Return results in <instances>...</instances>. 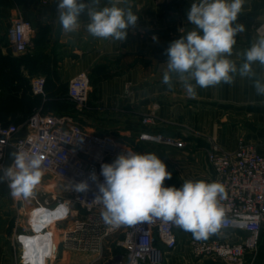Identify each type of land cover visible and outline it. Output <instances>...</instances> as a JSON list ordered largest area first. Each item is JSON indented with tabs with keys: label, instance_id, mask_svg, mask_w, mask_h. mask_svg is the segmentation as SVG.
<instances>
[{
	"label": "crops",
	"instance_id": "1",
	"mask_svg": "<svg viewBox=\"0 0 264 264\" xmlns=\"http://www.w3.org/2000/svg\"><path fill=\"white\" fill-rule=\"evenodd\" d=\"M58 2L59 0H51L50 5H43L40 0H0V36H4L7 41L6 46L0 45L1 54L7 55L8 51L14 54L8 45L6 25L7 19L9 25L11 18L21 11L35 29L33 53L36 60L30 69L20 65V73L23 75L31 70L32 78L44 75L49 92H55L61 88L67 90L72 77L82 71L88 72L92 84L90 101L97 105L94 106L95 109L101 112L109 110L111 113L113 110L123 109L128 111V114L126 118L111 119L108 125L104 124L106 120L103 116L99 117L98 114L87 111L86 116L92 121L87 119L86 126L90 129L109 128L112 129L109 133L114 135L127 132V142L133 144L140 154H144L140 149L145 148L148 153H154L161 158L166 166L171 165L170 167L174 168L170 170L172 178L166 179V184L172 183L180 188L184 181H198L211 174L206 157L210 145L206 136H217L221 145L231 151L235 149V140L227 138L231 129L230 121L226 124L225 120L220 122V115L224 111L232 112V105L236 107L233 109L238 111L239 117L254 119L264 126V95L256 93L253 80L247 77L241 78L237 75L232 85L221 83L215 87H197L195 98L187 95L182 83L175 77L171 89L162 82L168 60L166 40L170 36H167V33L174 31L180 34L188 28L193 30L194 26L187 20L193 0H123L119 6L130 7L138 16L136 26L127 30L126 41L104 40L91 36L86 27L89 23L86 14L81 16L77 31L64 33L56 14ZM84 2L87 3L88 0ZM100 6H110V0H101ZM8 7L10 12L7 18ZM262 22L264 0H245L242 12L235 22L245 25V31L237 35V38L244 40V46L252 39L251 27ZM153 36L158 39L154 41ZM254 38L255 43L261 37L256 34ZM240 45L241 43L239 48L233 49V55L229 57L233 61L239 58V64L244 61L242 53L249 49L241 48ZM238 53L241 55H237ZM252 69L256 74L254 79L264 80V66L257 62L252 65ZM5 71V65L3 69L0 66V72ZM127 86L133 88L130 96L124 95ZM32 97L45 100L37 95ZM150 116L154 122L144 123L143 119ZM244 125V133L250 130L246 136L247 140L263 143L258 146L262 153L264 128L259 129L247 122H244ZM181 126L196 129L200 135L183 133L181 128L178 129ZM145 130L181 137L189 144L185 148H178L140 140L139 133ZM6 197L7 195L1 196L0 199L4 200ZM178 234L179 242L174 249H168L160 242L156 243L163 251V259L158 264H225L217 258L195 257L188 244L187 232L179 231ZM61 253L65 255L69 252L62 250ZM82 255V264H88L92 255ZM0 264H12V258L1 242ZM246 264H264V227L259 247L249 253Z\"/></svg>",
	"mask_w": 264,
	"mask_h": 264
},
{
	"label": "built area",
	"instance_id": "2",
	"mask_svg": "<svg viewBox=\"0 0 264 264\" xmlns=\"http://www.w3.org/2000/svg\"><path fill=\"white\" fill-rule=\"evenodd\" d=\"M50 5L51 0H40ZM34 26L18 11L7 29L8 45L16 55L33 51ZM256 33L264 35V22L256 27ZM46 78L32 80V92L45 94ZM91 82L89 74L82 71L68 84L69 97L75 101L78 111H85ZM144 123L154 122L145 117ZM127 132L119 135L101 133L80 123L73 114L44 113L37 110L21 123L0 122V165L7 158L9 149L40 156L44 175L34 194L29 198L15 197L21 211L28 214V222L18 233V264H53L60 251L92 255L88 264H158L163 251L162 243L174 249L179 242V231L187 232L172 222L155 218L132 226L106 225L101 218L102 206L95 200L97 184L89 177L95 171L99 181L101 164L111 163L118 155L139 153L127 142ZM139 139L157 144L185 148L188 142L181 137L159 131L145 130ZM211 174L200 178L206 182H219L225 188L226 197L220 201L224 217L217 233L207 239L197 240L187 232L188 244L195 257L217 258L225 264H246L249 253L259 247L264 227V155L252 142L241 143L230 151L212 144L206 151ZM13 164V159L8 166ZM87 180L89 189L76 192L69 182ZM30 204V207H29ZM35 214L36 223L54 213L53 220L43 224L44 238L27 250L23 237L37 232L30 218ZM41 221V222H40ZM54 226V229H52ZM231 232L232 234H228ZM189 233V234H188ZM107 255V260H104Z\"/></svg>",
	"mask_w": 264,
	"mask_h": 264
},
{
	"label": "clouds",
	"instance_id": "3",
	"mask_svg": "<svg viewBox=\"0 0 264 264\" xmlns=\"http://www.w3.org/2000/svg\"><path fill=\"white\" fill-rule=\"evenodd\" d=\"M123 0H110V6H100L101 0H59L57 17L64 33L75 32L80 18L87 15L88 33L94 38L126 41L128 28L135 27L138 16L130 7L119 6ZM245 0H193L187 13L193 30L172 41L166 49L167 68L162 82L169 89L175 77L182 83L187 95L195 98L197 87L209 88L221 83L232 85L235 78L253 80L255 91L264 95V80L254 79V63L264 66V37L259 38L242 55L243 63L233 55L238 34L245 25L235 23ZM158 38L153 36V40ZM241 55V54H237ZM194 82V83H193ZM13 164L2 169L0 182H7L12 197L29 198L44 175L43 161L20 151L12 153ZM99 181L93 171L90 179L97 184L94 200L102 206L101 218L106 225L132 226L155 218L172 222L190 232L197 240L217 233L224 217L220 201L225 199V188L219 182L203 180L184 181L180 188L166 187L172 172L154 153L128 152L118 155L111 163L101 164ZM76 192L89 189L87 180L69 182Z\"/></svg>",
	"mask_w": 264,
	"mask_h": 264
},
{
	"label": "rangeland",
	"instance_id": "4",
	"mask_svg": "<svg viewBox=\"0 0 264 264\" xmlns=\"http://www.w3.org/2000/svg\"><path fill=\"white\" fill-rule=\"evenodd\" d=\"M9 12H10V7H8L7 18L9 17ZM7 20L9 22V19H7ZM8 22H7L6 28L9 26ZM256 27H257V25L251 27V29H252V39L250 41H247L245 46H244V44H242V43H245L244 40L243 39H239V38L236 37V41L237 42L234 45L233 49L239 48L238 47L239 43H241V45H240L241 48L242 47L250 48L251 45L254 43V40H255L254 37L257 34L256 33ZM188 31H190V28H188L187 30H184V32L180 33V34H179V32H174V31L169 32L168 31L167 36H170V37H169V39L166 40L167 47H169V45H170V43L172 41H174L176 39H179L183 34H186ZM174 35H176L178 37L172 38L171 36H174ZM257 36L258 37H264V35L260 36L258 34H257ZM0 40H2L1 41L2 45H4V46L7 45V41L4 38V36L3 37L0 36ZM7 51H8V49H7ZM10 54H12V53L8 51L7 55L9 57V59L7 60L8 61L7 71H9L8 75H10V77H13V76H15L18 73L15 68H17L19 66V64L25 66V64H27V62H28V65H29V63L31 61V58L29 59L26 56L18 55L19 57H16V58H19V59L14 60L13 58L11 59ZM12 55H14V54H12ZM14 56H17V55H14ZM239 60H240L239 58H235L234 59V61L237 63L238 67L240 65L239 64ZM9 63L10 64H14V65L16 63H18L17 64L18 66L17 65H15V66L11 65L10 66ZM26 67L29 68V66H26ZM26 73H23V77H24L23 81L29 82V81H32L33 78H35V77L32 78V71L31 70H28V73L27 74ZM17 76L20 77V72L17 74ZM37 76H44V75H36V77ZM91 91H92V84H91V90H90V93H89V99H88V101L86 103V106H85V111H88L90 113L98 114L99 117L103 116V119L106 120V122H104V124L107 123L108 125L112 121L111 119H115V118L116 119H121L122 117L123 118L127 117L128 111L123 110V109H120L119 111H114L113 110V113L109 112V110H105V111H102V112L96 110L95 107H94L96 104L94 105L90 101V99H91ZM132 92H133V88L130 87V86H127L125 88V90H124V95L130 96L132 94ZM62 98L65 101L68 100V99L65 98V96L63 97V95H62ZM52 99H53V96L49 92V86H47L46 87V92H45V100L42 101V100H37V98H34V99L31 98L30 101L27 102V105H26L27 109L25 110V114H23L21 116L22 117L25 116V115L30 116L33 113H35L38 110V108H41L40 111L52 112L53 113V111L51 109H48V107H47V103L49 101H51ZM69 100H71V98ZM71 102L73 103V106L76 107V109H77L78 104L75 101H73V100H71ZM232 107L236 108L233 105H232ZM233 108H231L232 112L224 111L223 114L220 115V122L222 123L225 120V124H226V123H228L227 121H230L231 129L228 132L229 134H228L227 138L235 140V142L237 144L236 147H235V149H236L241 143L252 142V141L247 140V138H246V136L249 135L250 130H247V132L244 133V126H245L244 122H247V124L251 123L253 126H256L259 129H261V128L263 129L264 126L259 121H255L254 119L250 120L247 117H239V115L237 114L238 111L236 109H233ZM233 112H235V113H233ZM28 116H26V118H24L21 122H24L25 119H28L27 118ZM87 119L90 120V118H87ZM90 121H92V120H90ZM180 128H181L183 133H187V134L192 135V136L193 135H196V136L200 135L199 132L196 131V129H192L189 126L178 127V129H180ZM94 130L98 131V132H101V131L110 132L112 129L107 128V129H94ZM216 137L215 136H212V137L206 136V138L209 141V145L218 144L221 147L227 149L226 147H224L223 145L220 144L219 140ZM225 138H226V136H225ZM252 143H254V142H252ZM188 144H189V142H188ZM254 144H256L257 146L263 145L262 142L261 143L260 142L259 143L256 142ZM155 147H161V146H155ZM162 147H168V146H162ZM142 150L140 149V151L142 153H144V154L148 153L147 149L142 148ZM227 150H229V149H227ZM12 153L13 152L8 151L7 158H6L5 162L3 163V165H0V175H2V169L5 168V167H8V165L10 163V160H12ZM262 154L264 155V151L263 150H262ZM170 166L171 165H167V170L168 171L174 170V168H172ZM164 186L172 187V186H175V184L168 183V182L166 184L164 182ZM4 195H7V197L4 200L0 199V227H2V225H3L2 230L0 228V242L4 243L5 251L12 258V264H18L17 258H18V255H19L18 253L19 252H18V245H17L16 236H17L18 233L23 231V227L27 224V222H28V214H25V213H23L21 211V209H20L21 204L18 201H16L15 197L11 196L10 189L8 187V183L7 182H0V197L4 196ZM29 207H30V204H29ZM33 236H34V233L32 235H27V236L23 237V239L25 240L26 245H27L26 246L27 250L29 249L28 244L32 243ZM81 257H83L82 253L80 254V253H76V252H69V253L63 255V253H61V251H60L58 256H57V259H55V264H69V263L70 264H82L84 259L81 258ZM107 258H108V256L104 255V260H107ZM58 261H61V263H59ZM104 262H106V261H102L100 264H105Z\"/></svg>",
	"mask_w": 264,
	"mask_h": 264
},
{
	"label": "trees",
	"instance_id": "5",
	"mask_svg": "<svg viewBox=\"0 0 264 264\" xmlns=\"http://www.w3.org/2000/svg\"><path fill=\"white\" fill-rule=\"evenodd\" d=\"M1 41L2 40H0V45H2ZM10 56H11V59L12 58L14 60L19 59V58H16V57H19L18 55L14 56L10 54ZM23 56H26L29 59L31 58L29 65L27 62L25 66H29L30 68L31 66L34 65L33 62H35L36 57L33 51L30 53L24 54ZM8 59H9L8 55H2L0 52L1 69H3L4 65L6 67L5 73L0 72V122L3 124L21 123V121L24 118H26V116H28V115H25L23 117L21 116L25 114L26 109L24 110V108L26 107L27 102L30 101L31 98L34 99L32 95L33 96L35 95L32 92V81H29V82L23 81L24 77L22 73H20V77L17 76V74L20 72L18 70L20 64L19 66L17 65L18 63L15 64L18 66V67L16 66L17 68H15L18 72L15 76L10 77V75H8V72H9L7 71V66H8L7 60ZM9 65L11 66L14 64L9 63ZM46 87H47V80H46V85H45V92H46ZM61 89H58L55 92L53 91L50 92V94H52L53 96V99L47 103L48 109H51L54 114H59V115L73 114L80 123L86 125L87 124V116H86L87 111H78L76 107L73 106V103L71 102L72 99L69 100L70 97L68 94V88L67 90H65L64 88H61ZM62 95L63 97L65 96V98L68 100L67 101L63 100ZM37 96L45 98V94L37 95ZM37 100H40V99H37ZM49 113H52V112H49ZM101 133H106V132H101ZM9 151L15 153L13 149H9Z\"/></svg>",
	"mask_w": 264,
	"mask_h": 264
},
{
	"label": "bare ground",
	"instance_id": "6",
	"mask_svg": "<svg viewBox=\"0 0 264 264\" xmlns=\"http://www.w3.org/2000/svg\"><path fill=\"white\" fill-rule=\"evenodd\" d=\"M34 213L31 215V218H30V220H31V222L34 224V227H35V229L37 230V232H35L34 233V236H33V238H32V243H30V244H28V246H29V251H32V252H34V247L36 246V244L37 243H39V241L42 239V238H44L45 236H44V231H38L39 230V228H41L42 226H43V224H45L46 222H49V221H51V220H53V218H54V216H55V214L54 213H50L48 216H47V218L46 217H44L45 218V220L44 221H42V223H36L35 221H36V218L34 217ZM42 220V219H41ZM41 222V221H40ZM52 229H54V226H52ZM38 254V253H37ZM34 255L35 256V262H36V264H37V259L39 260V258H41V256H39V255Z\"/></svg>",
	"mask_w": 264,
	"mask_h": 264
},
{
	"label": "water",
	"instance_id": "7",
	"mask_svg": "<svg viewBox=\"0 0 264 264\" xmlns=\"http://www.w3.org/2000/svg\"><path fill=\"white\" fill-rule=\"evenodd\" d=\"M45 220V218H42V221H44Z\"/></svg>",
	"mask_w": 264,
	"mask_h": 264
}]
</instances>
